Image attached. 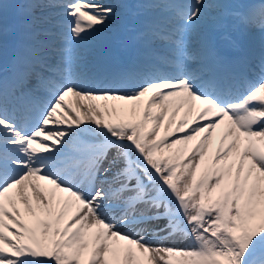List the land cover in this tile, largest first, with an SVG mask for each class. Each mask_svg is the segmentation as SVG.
Here are the masks:
<instances>
[{"label":"snow or ice","instance_id":"obj_1","mask_svg":"<svg viewBox=\"0 0 264 264\" xmlns=\"http://www.w3.org/2000/svg\"><path fill=\"white\" fill-rule=\"evenodd\" d=\"M0 264H264V0H0Z\"/></svg>","mask_w":264,"mask_h":264},{"label":"bare ground","instance_id":"obj_2","mask_svg":"<svg viewBox=\"0 0 264 264\" xmlns=\"http://www.w3.org/2000/svg\"><path fill=\"white\" fill-rule=\"evenodd\" d=\"M66 103H67V106L69 107V110H72L75 106V101L71 97L66 98ZM73 113L76 114L75 112Z\"/></svg>","mask_w":264,"mask_h":264},{"label":"rangeland","instance_id":"obj_3","mask_svg":"<svg viewBox=\"0 0 264 264\" xmlns=\"http://www.w3.org/2000/svg\"><path fill=\"white\" fill-rule=\"evenodd\" d=\"M175 243V244H183L184 243V240L181 239V238H177L176 240L172 241V244Z\"/></svg>","mask_w":264,"mask_h":264}]
</instances>
